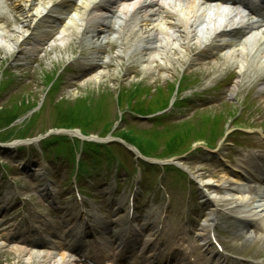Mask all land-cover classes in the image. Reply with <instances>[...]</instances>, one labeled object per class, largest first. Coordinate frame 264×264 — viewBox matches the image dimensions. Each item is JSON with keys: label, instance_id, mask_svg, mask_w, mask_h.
I'll return each mask as SVG.
<instances>
[{"label": "rangeland", "instance_id": "obj_1", "mask_svg": "<svg viewBox=\"0 0 264 264\" xmlns=\"http://www.w3.org/2000/svg\"><path fill=\"white\" fill-rule=\"evenodd\" d=\"M1 1L7 12L1 14L2 17L0 15V25H7L8 28L19 26V23L7 19H11L10 15L18 16V20L21 18L18 8L20 3L12 0ZM57 39H53V45L46 55L43 54L44 51L37 56L32 53L25 56L28 52L20 51L7 57L0 49V104L6 105V107L0 106V131H3V138H7L0 143V215L3 217L1 220H7L5 226L8 230L5 235L7 245H4L5 242L0 243V264H49L48 255L53 252L50 249L52 246L50 242L43 244L48 246L46 249H32L25 242L13 244L12 238L18 235L20 227H13L9 231L10 219L12 215H16L19 216L15 222L17 225L23 222L29 228H38L40 231L34 232L38 237L40 233L49 237V229L62 231L74 220L73 216L77 214L74 208L78 209V207L67 179L68 173L73 171L72 166L69 167L68 163H64L68 161L67 159L55 155L57 150L64 151L70 143L74 144L72 151H75L90 139L92 143L115 144V140L125 141L124 135H126L137 141L142 139L146 153L170 160L171 165L176 168L181 169L178 163H182L186 168L196 170L204 165L192 162L190 156L196 147L207 145L201 140L195 142L189 151H187L189 148L185 150L193 138L212 139L221 126L227 132L235 125V119L239 115L238 109L243 107V103L247 106L242 108L241 119L237 123L241 125V121H244L248 126L254 127L264 122V99H261L262 95L256 96L258 88L248 91L245 86L238 87L237 95L233 96L229 93L230 85L239 73L238 66L241 64L239 62L243 61L239 56L237 59V55L244 54L241 50L232 51L226 57L214 58L197 68L190 59L178 60L181 53L171 49L172 54L167 59L169 66L161 67L160 55L156 54L155 58L158 60H153L152 70L143 71L140 61L137 62L135 59L134 63L130 64L120 53V47L116 49V45L112 46L109 42L104 46H109L112 52L110 62L98 70L88 72V77L75 79L82 72L84 57L86 56V60L89 61L88 56L91 53L87 54L84 47H80L76 41L71 42L70 38L62 41ZM25 45L27 44H23V47ZM81 48L83 50L80 53ZM20 54L21 60H18L16 55ZM189 55L192 56V52ZM175 57L178 61H174ZM18 64L19 67L15 68ZM146 65L144 63L143 68H146ZM44 72L47 77H43ZM99 74H103L102 78H95ZM243 85L257 87L259 82L255 84L244 82ZM176 86L183 90L182 95L178 96H189V99L207 92L218 97L217 102L213 105L209 103L195 111L189 107L180 108L179 112L186 115L179 122L166 118L162 123L143 121L135 113H127L130 109L141 113L160 112L167 106L171 89ZM215 86L219 92H210L209 90ZM176 97V92H173L171 104ZM60 99L62 100L59 101ZM74 99L75 101L71 102ZM197 103L202 102L197 101ZM247 107H250V110L244 112ZM20 108L22 111H18ZM172 108L173 106L170 105L164 111L170 112ZM13 111L16 116L14 121L10 122L11 129H9L6 124V120H9L7 112ZM32 112L35 115L31 117ZM235 114L237 117L233 120ZM121 115L124 118L120 121ZM59 122L61 123L58 124ZM66 122L68 125H65ZM70 127L76 128L78 133L61 131ZM22 128L26 130L24 137H22ZM48 129L49 131L45 132ZM57 131L61 132L56 133ZM83 131L87 135L83 134L82 138L80 134ZM99 133L103 139L95 140L94 137H99ZM53 136L68 139L70 143L62 141L56 144L53 151L50 147L48 151L42 152L41 144L48 143L46 140L52 139ZM108 137L111 138L109 141ZM216 142L211 143L214 145ZM221 142L222 140L217 146ZM60 146H64L65 149H61ZM113 147L117 151L115 158L117 163L130 169L137 166L134 161L135 152L122 144ZM92 159V157L88 159L91 162L89 166H96L95 168L98 169H94L95 172L100 171L99 167L108 166L102 159ZM115 165L117 164H112ZM158 169L161 171L163 167L158 166ZM201 171L202 173L206 171L208 174H201V177L204 176L202 177L204 181L196 177L198 199L216 200L222 203L234 196L233 193L223 192V188L230 191L231 188L237 187L225 173L210 171L209 168ZM93 172L91 177L85 176L86 178L79 182L81 187L85 185V190L89 194L92 189H98L97 193L100 196L103 190L114 188L113 173L109 176L95 175L93 179ZM123 175L125 173L120 174L121 177ZM179 181L183 184L182 180ZM206 181L213 187L207 188L204 184ZM219 186L223 187L222 190H218ZM51 189L54 191L53 194L49 193ZM6 192L9 194L7 195ZM244 193V190L240 189L235 196L242 197ZM124 197V191L118 193V199L123 200ZM17 198H27V200L23 202ZM12 200L20 204L16 208L17 211L12 208ZM4 206L7 207L8 212H5ZM204 206L203 203L201 206L203 212ZM233 226L236 224L232 223L228 227V233H224L223 236L227 251L234 252L241 260H264V229L259 233L252 232L257 235H253L250 241H244L241 235L235 238ZM23 230L29 233L26 226ZM60 239L62 236L59 237ZM64 253L62 251V255Z\"/></svg>", "mask_w": 264, "mask_h": 264}, {"label": "bare ground", "instance_id": "obj_2", "mask_svg": "<svg viewBox=\"0 0 264 264\" xmlns=\"http://www.w3.org/2000/svg\"><path fill=\"white\" fill-rule=\"evenodd\" d=\"M13 1L21 3L20 11L22 20L19 22V26L14 28H8L7 25H0V49L5 52L7 57H11L18 53V43L28 42L30 39H40L45 41L50 35H52V33H55L54 35L56 38H58V41H62V39L65 40L66 38H70L71 42L76 41L80 47H84L86 53L88 54L90 45L95 46L97 49L103 48L104 39H101V30L98 28V24L105 25L106 21L107 30H115V28L117 30V32L112 37V42L115 45H118L119 43L118 46L120 47V53L130 64L134 63L133 61L135 59L137 62L140 61L143 71L147 69L152 70V65L154 63L153 60H158L155 58L156 54L160 55L159 65L161 67L165 68L166 65L169 66V64H167V59H169L172 54L171 49H176L181 53L178 60H182V58L183 60H197V56L194 57L189 55V53L194 50V46L198 45L200 48L202 45H205L200 51V53H204L206 47L211 48L212 44L213 46L215 45L214 43L218 41V37H221L223 33L226 32L230 26L229 23L231 22H219L217 20V15H213L214 13L207 14L205 11L199 10V8L202 9L203 7H197L196 3H185L183 6H178V4L174 2L175 0H171L173 3L170 2V0H164L167 3H172V8H178V15L176 18L171 19L173 16L167 15L170 20L166 21L168 24H163L157 20V8L153 6L152 0H135L123 7L121 15H118V19L116 20V27L113 26V24L107 19L102 18L101 14L97 13L101 9L105 10L107 14L108 12L111 13L112 7L110 8V5H108L111 2L110 0ZM186 7L189 9L196 8L197 10L190 11ZM255 10H257V8ZM233 11V9L226 10L228 15L232 14ZM6 12V8L0 1V14ZM235 13L238 16H241L238 12ZM7 20L12 21L13 17ZM238 23H240L242 29L245 24L243 17L239 18ZM40 24L42 25L41 28L39 27ZM258 26L261 28V32L257 31L253 34L252 37H254V41H251L250 48L247 47L249 41H245L242 51L244 53L248 52L249 50L252 51L251 57L255 59L254 64L255 62H258L261 66L262 63H264V61H262L264 55L261 54L260 49L253 50V47H255L257 44L255 41L264 39V23L259 22ZM45 27L47 29H45ZM175 28L178 30L175 34H173L172 32H174ZM243 32L246 33L247 31L244 30ZM190 39H192V41H189ZM230 43L231 42L229 41L228 44ZM215 47L218 48V45H215ZM82 48L80 53L83 50ZM234 50L238 51L237 48ZM231 52L232 51L228 53ZM47 53L48 51H46L45 55ZM16 57L17 59L21 60V55H16ZM242 57H244V62H241V67L238 68L239 74L234 83L230 85V95H235L236 89L240 83H254L258 77L254 76V74H251L250 71L243 74V71H245L244 69L248 66V63L246 62L247 58L243 55ZM178 60L176 57L174 58V61ZM144 63L147 64L146 68H143ZM258 70L262 72L260 68L256 67L255 71L258 72ZM45 73L46 72L43 73V77H47V74ZM262 74H264V72ZM102 76L103 74H99L95 76V78L100 79ZM261 86L264 88V83L261 84ZM198 171L196 172L197 175H199ZM255 186L259 187L258 185ZM247 198H249L251 201L254 200L250 197ZM241 203H243V201L237 200L235 198H233L231 201L224 202L223 204L215 202L208 208L209 213L207 215H214L219 209V205L223 208H229L231 206H239ZM249 205L253 208L248 212V214L251 215L252 218L256 219L260 227L264 229L263 214L260 215L258 213V206L254 207L253 202ZM262 205H264V203H260L259 207ZM245 219L246 217H242L239 223H244V225H246V223L249 221H245ZM209 230L210 227H202L199 232L204 244L208 242L207 234ZM242 231V233L245 235V241H250L248 238L252 235L249 233L250 229L247 226H243ZM47 262L49 264H70L71 261L62 254L57 256L50 254L48 255ZM126 262L127 261H125V263ZM154 263L158 264L157 261Z\"/></svg>", "mask_w": 264, "mask_h": 264}, {"label": "trees", "instance_id": "obj_3", "mask_svg": "<svg viewBox=\"0 0 264 264\" xmlns=\"http://www.w3.org/2000/svg\"><path fill=\"white\" fill-rule=\"evenodd\" d=\"M9 119H11V118L9 117ZM8 123H9V121L6 120V124H8ZM60 139H62V138L55 137V140H53V141L50 142V144H52V143H53V144H52V145H48V147H51V146L56 145V144H58V143H61L62 141H63V142H68L67 139H62V140H60ZM59 140H60V141H59ZM61 148H62V149H65L64 146H61ZM68 151H70V150H68L67 148L64 150V152H68Z\"/></svg>", "mask_w": 264, "mask_h": 264}]
</instances>
